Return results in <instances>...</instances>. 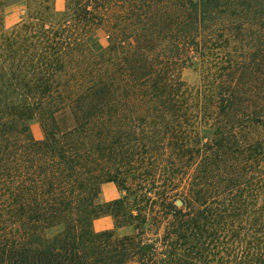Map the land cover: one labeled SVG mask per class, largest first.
I'll return each mask as SVG.
<instances>
[{
  "label": "trees",
  "instance_id": "trees-1",
  "mask_svg": "<svg viewBox=\"0 0 264 264\" xmlns=\"http://www.w3.org/2000/svg\"><path fill=\"white\" fill-rule=\"evenodd\" d=\"M0 264H264V0H0Z\"/></svg>",
  "mask_w": 264,
  "mask_h": 264
},
{
  "label": "rangeland",
  "instance_id": "rangeland-1",
  "mask_svg": "<svg viewBox=\"0 0 264 264\" xmlns=\"http://www.w3.org/2000/svg\"><path fill=\"white\" fill-rule=\"evenodd\" d=\"M64 0H55V7L57 9L62 8ZM15 4H22L23 11L17 10L16 12V19L9 27L4 26V10L11 7ZM26 18V11L24 4L20 1H6L2 9V25L3 28L8 30L12 27L18 25L21 21ZM88 43L94 50H99L103 46L106 45V37L105 33L102 29L98 28L88 37ZM181 78L190 86H198L202 83V77L200 71L195 68H184L181 71ZM58 120L60 124H68L70 119L67 114H62L58 116ZM30 132L32 136L36 139H40L43 137V129L39 123V120L33 119L30 122ZM198 132L202 140L211 136V128L208 124H204L203 122L199 123ZM124 194V191L119 188L114 182H104L100 185L99 194L97 196V203L103 204L105 202L111 201L113 199L119 198ZM113 227V219L109 215H102L98 219H96L93 223V228L96 231L103 230V229H111ZM57 228L48 229L47 234L52 235L55 233ZM126 229H119V233L126 232Z\"/></svg>",
  "mask_w": 264,
  "mask_h": 264
},
{
  "label": "clouds",
  "instance_id": "clouds-1",
  "mask_svg": "<svg viewBox=\"0 0 264 264\" xmlns=\"http://www.w3.org/2000/svg\"><path fill=\"white\" fill-rule=\"evenodd\" d=\"M17 10L23 11L22 4H15L4 10V26L7 28L15 21Z\"/></svg>",
  "mask_w": 264,
  "mask_h": 264
}]
</instances>
